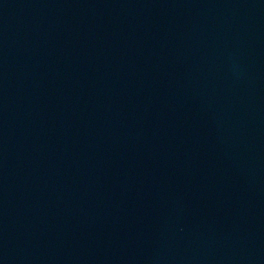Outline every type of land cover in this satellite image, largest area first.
Segmentation results:
<instances>
[{
  "label": "water",
  "instance_id": "1",
  "mask_svg": "<svg viewBox=\"0 0 264 264\" xmlns=\"http://www.w3.org/2000/svg\"><path fill=\"white\" fill-rule=\"evenodd\" d=\"M0 264H264V0H0Z\"/></svg>",
  "mask_w": 264,
  "mask_h": 264
}]
</instances>
